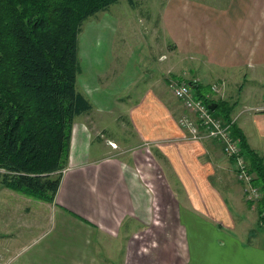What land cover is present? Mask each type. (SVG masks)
Returning a JSON list of instances; mask_svg holds the SVG:
<instances>
[{"label":"crops","instance_id":"1","mask_svg":"<svg viewBox=\"0 0 264 264\" xmlns=\"http://www.w3.org/2000/svg\"><path fill=\"white\" fill-rule=\"evenodd\" d=\"M235 9L230 4L216 10L207 22L209 35L193 47L201 55L213 48L207 63L229 65L232 75L206 63L203 77L208 80L199 75V91L205 97L212 84L226 85L225 95L236 109V129L249 149L264 158V93L240 97L241 111L231 97L235 86L243 92L244 82L264 92V0H248L238 16ZM201 27L195 32L199 36ZM188 28L190 35L194 28ZM139 52L123 58L104 53L109 66L98 72L105 81L82 88L93 109L77 117L73 126L69 165L55 202L38 201L47 221L64 228L59 230L63 238L39 248L44 236L27 232L24 198L9 191L15 203L7 214L18 222L15 231L10 222L0 233V242L8 243L2 252L7 264H264V236L250 239L253 225L264 230L263 198L259 204L247 202L246 186L237 180L236 164L224 156L222 144L185 138L177 122L185 110L166 82H142L148 64L163 67L165 60L156 58L158 51L143 59ZM79 55L84 78L87 55L82 43ZM27 235L31 240L22 244ZM13 240L22 245L13 248ZM158 244L165 245L161 251ZM28 250L32 256L25 258Z\"/></svg>","mask_w":264,"mask_h":264},{"label":"trees","instance_id":"2","mask_svg":"<svg viewBox=\"0 0 264 264\" xmlns=\"http://www.w3.org/2000/svg\"><path fill=\"white\" fill-rule=\"evenodd\" d=\"M121 0H0V185L54 203L69 165L73 126L92 103L78 89L80 38L86 20ZM141 0H128L136 6ZM196 89V97L206 99ZM209 104H218L208 100ZM222 103L218 104L217 110ZM222 116L231 110L221 105ZM229 107V106H228ZM224 116V117H223ZM233 127L264 191V158ZM264 217V196L260 201Z\"/></svg>","mask_w":264,"mask_h":264},{"label":"rangeland","instance_id":"3","mask_svg":"<svg viewBox=\"0 0 264 264\" xmlns=\"http://www.w3.org/2000/svg\"><path fill=\"white\" fill-rule=\"evenodd\" d=\"M247 1L248 0H141L136 2V6H131L129 5L128 0H121L119 3L110 7L107 11L99 12L95 16L90 17L83 24V33L81 35L80 42L82 43L85 54L87 55V61L86 63L84 62L86 70L84 78L87 79H84L82 76L78 77V89L84 91L82 90L83 87L86 89H90V87L93 88L94 83L97 80H100L101 83L105 81V78L102 79L101 77H105V75L102 76V73L109 65L106 63V56L104 53H110L113 51L117 57L123 58V55H132L134 52L139 54V51H141V58L143 59L148 54L149 57L151 53L154 55L155 52L153 51H158V53L155 54L156 58L158 59L160 57L163 61L165 60L164 63L167 65L163 67L157 66L154 61L148 64V66L144 68L142 80L143 85H147L149 83L165 84L166 82L167 87H169L172 82H195L196 80L198 82V84L195 85L196 93L197 87L201 86L200 84L202 83L200 76L203 77L206 74V71L203 68L209 59H211L215 54L214 49L211 47L205 48L202 55L194 50V46L203 44L204 37L209 35V30L207 29L210 25L209 23L207 24V22L214 19L213 16L215 15L216 10L219 11V8L227 9L230 4L234 5L236 8L234 12L236 13V16H238L241 13V9L246 8ZM234 12H231V17L234 16ZM194 21H197L195 25L193 24L195 23ZM190 24H192L194 29L191 30V32L193 31L192 34L188 35L189 33L187 34L186 28H190ZM197 27L202 28L203 34L201 36L195 33L197 32ZM189 39L193 40L189 41ZM167 52H169V55ZM160 53H164V56L166 55V57L158 56ZM92 55H95V57ZM149 59L152 60V58ZM220 64L217 65L211 62L207 63V67L216 68L217 70L219 69L222 72H226L225 74L227 76L232 75L231 71L233 69H231V66L227 65L226 67ZM190 68L191 70H195L194 74L189 71ZM98 70H102V73L99 74ZM235 79L236 78H234V80ZM205 80L207 81L208 78ZM236 82L238 85H242L243 83L239 81V79H237ZM214 85H220L221 88L219 87V91L217 93H212L211 90V93L205 96V100L208 101L209 99L210 101H217L218 104H225L226 108L232 109V112L230 113L231 120H236V116L233 115L236 109L233 108L234 105L232 104V100H228L227 93L225 95V92H227L226 85L222 84V87L219 83L212 84V87ZM242 87L243 92L241 94L238 89L236 90V86L232 89L234 94L232 93L231 97L239 103L237 111H241V109H243L242 99H239L240 97L243 99L246 96L255 97V94H258L259 97L262 96V93H264L260 87L257 88V84H246L244 82L240 90H242ZM169 90L170 93H172L170 87ZM92 92L97 93L94 91ZM255 100L249 99L248 101L250 103L252 101L256 103L259 99ZM180 104L183 107L182 102H180ZM221 105L219 106L220 110L216 111L219 116H222V114H220L222 110ZM183 108L185 111L180 115L181 117L184 116V114H189V111L186 110L185 107ZM236 172L238 173V170ZM2 188L3 187L0 185V233L9 229L4 224H9L10 222L12 225L11 230L15 231L14 229L17 226L15 224L18 222V219L12 214H10L11 220L9 219L10 216L8 217L9 211L11 210L10 206H13L12 203H15L13 201L15 200L14 197L9 194V191L11 190ZM18 195V199L22 200L24 198L26 204L25 213H27V232L29 233L32 231L34 236L42 233L44 236V239H42L43 242L39 244V248H46L52 245V243L57 241L59 238H63L59 235V230L64 228L62 226H54L47 221L45 210L43 211L39 208L40 202L38 201L40 200L29 198L21 193H18ZM44 204H42V208L45 206ZM257 204L259 203L257 202ZM155 207V217L156 219H160L161 211L159 212L160 214H157L158 207L157 205H155ZM40 211L44 214V217H41V219L39 218L41 216ZM52 228L53 230L50 231L49 229ZM258 229L259 228L253 225V234L250 239H253L255 234L260 235L259 238L264 236V230L259 232ZM27 236L28 238H25V240L22 241V244L27 240H31L30 236ZM75 237L76 236L74 234V238ZM13 242V248H17L22 245L17 246V242L14 240ZM7 245L8 243L6 241L1 240L0 264H7L6 257L4 253H2ZM164 246V244H158L159 251H161L160 249ZM27 249L28 248H26V250ZM36 250L37 248H34L32 252ZM25 253V258L32 256L30 255L32 253H29V250L25 251Z\"/></svg>","mask_w":264,"mask_h":264},{"label":"built area","instance_id":"4","mask_svg":"<svg viewBox=\"0 0 264 264\" xmlns=\"http://www.w3.org/2000/svg\"><path fill=\"white\" fill-rule=\"evenodd\" d=\"M197 84L195 80V82H172L169 85L174 97L189 111V114H184L177 121L180 128L187 134L185 138L193 142L216 141L222 144L224 155L236 164L237 180L246 186L247 202L260 201L264 196V191L253 185L255 179L248 165L247 156L244 155L240 141L233 132L236 120L227 121L214 115L209 109V102L196 97L195 85ZM219 87L220 85H214L211 88L212 93H217ZM109 145L113 149L117 148L116 143H109Z\"/></svg>","mask_w":264,"mask_h":264},{"label":"water","instance_id":"5","mask_svg":"<svg viewBox=\"0 0 264 264\" xmlns=\"http://www.w3.org/2000/svg\"><path fill=\"white\" fill-rule=\"evenodd\" d=\"M216 108H217V104L215 103L209 105V109H211L212 112H215L217 110Z\"/></svg>","mask_w":264,"mask_h":264}]
</instances>
